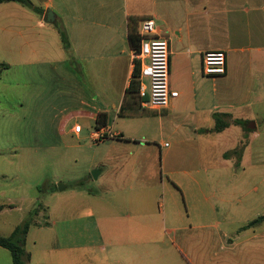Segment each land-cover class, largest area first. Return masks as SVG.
<instances>
[{"label":"crops","instance_id":"0c3cea01","mask_svg":"<svg viewBox=\"0 0 264 264\" xmlns=\"http://www.w3.org/2000/svg\"><path fill=\"white\" fill-rule=\"evenodd\" d=\"M29 1L39 11L15 2L0 4V65H6L0 73V217L20 214L10 226L14 230L39 203L40 180L22 182L19 175L36 173L41 139L78 137L82 129L73 130L79 119L92 128L98 113L107 114V127L100 132L108 135L110 112L115 118L129 105L125 101L134 69L129 34L138 32L141 20L151 19L156 34L168 40L169 86L178 93L167 109L148 110L158 115L161 134L175 143L171 150L164 144L161 176H190L204 201L214 199L225 207L226 229L220 233L209 232L203 224L191 230L173 227L163 235L174 234L179 240H169L167 249L155 246L154 230L136 229L131 223V213L142 218L149 213L143 208L150 203L145 195L154 190L148 183L138 186L140 197L131 191L127 197H107L115 192L104 187L94 207L85 204L81 210L98 223L124 219L119 240H114L117 245L108 240L130 255L131 261L122 264H134L133 249L157 248L164 262L140 264H264V222L245 228L264 213V0ZM48 13L52 22L46 21ZM60 31L69 41L68 53ZM210 51L225 53V75L202 74V55ZM131 105L141 108L138 96ZM218 123L226 126L217 131ZM147 166L131 165L129 178L137 172L149 181L157 174ZM192 173L206 175L202 184ZM46 188V194L55 196L52 187ZM5 227L0 226L2 237L7 236ZM136 238L148 242L136 243ZM99 243L80 249L103 250ZM63 249L59 252L64 261L60 258L57 264H71L72 250ZM6 251L0 247V264ZM48 251L55 253L54 248Z\"/></svg>","mask_w":264,"mask_h":264},{"label":"rangeland","instance_id":"374dc122","mask_svg":"<svg viewBox=\"0 0 264 264\" xmlns=\"http://www.w3.org/2000/svg\"><path fill=\"white\" fill-rule=\"evenodd\" d=\"M127 102L128 96L126 95L125 103ZM109 116L108 135L118 132L121 137L107 135L105 140L96 144L90 138V132H94V127L91 128L88 121L79 119L78 125L82 133L78 137L72 134L65 139H55V137L54 139L51 137L41 139V152L36 173L24 172L19 175L22 182L38 179L40 185H43L37 194L41 208L35 219L40 227L32 226L24 242V250L30 257L28 264H57L63 256L59 250L63 251L64 247L72 250L69 256L71 264H122L131 261L127 251L113 247L117 245L114 240H119L116 235H120L119 231L124 229L122 225L125 223L124 219H119L118 222L110 225L109 223H98L89 211L85 213L81 210L94 207L96 195L101 193L104 187L110 192H115L107 197L123 198L127 197V192L130 191L131 195L140 197L138 186L141 183L153 186L154 190L150 195H145V198L150 199V203L147 202L143 206L144 209L149 210L148 215L142 218L143 214L131 213V223L136 226V229L145 227L154 230L156 237H153L151 243L162 249H167L169 240L176 237L174 234L163 235L164 231L173 227L191 230L190 226L203 224L207 226L209 232L225 231L227 225V223L224 224L225 207L214 199L209 203L204 201L203 196L199 194L198 186L190 176L184 174L173 177L161 176L160 154L167 150L164 144H167L168 150H171L175 148V143L166 133L161 134L156 113L140 107L136 108L135 105H123L121 113L115 118L112 111ZM131 136L134 140L132 144ZM125 137L130 141L127 142ZM242 145L245 144L242 143L238 151L243 150ZM112 153L116 156H110ZM136 159L137 164L133 163ZM213 160L211 158L209 162ZM36 163L37 161H34V166ZM144 164L154 169L157 175L152 176L148 181L141 173L138 176L136 172V177L131 180V177L129 178L131 165L138 168ZM170 165L175 166L173 160ZM100 171L102 175H99ZM204 176L206 175L192 173V177L201 184ZM116 177H118L115 180L117 182H114ZM58 185L64 186V189L59 191ZM46 186L53 188L55 196L46 194L47 191H44L47 189ZM203 192L206 196L210 194L206 190ZM104 202L112 203L109 199H105ZM85 204H87L86 207H84ZM213 206L218 210L217 214L213 212ZM27 215H23L24 219L17 226L23 223ZM19 216L20 214L17 216L11 214L0 217V226H6L5 231H2L7 235L6 237L14 231L10 226L12 227L21 218ZM171 219L175 221L172 225ZM54 223L56 226L50 227V224ZM64 231H66L65 234ZM110 233L115 236L111 235L110 238ZM179 235L180 233L177 236ZM108 240H112L114 245H110ZM178 240L179 238L176 237V241ZM97 241H100L99 246L103 247V250L88 249L87 253H84L80 249V246L85 245L92 248L90 246L96 245ZM134 242L143 244L148 241L136 238ZM51 248H54L55 253L49 255L48 250ZM4 253L6 259H1V264H12L9 252ZM131 256L134 264L148 261L164 262L160 248L149 251L133 249Z\"/></svg>","mask_w":264,"mask_h":264},{"label":"built area","instance_id":"2783aa9c","mask_svg":"<svg viewBox=\"0 0 264 264\" xmlns=\"http://www.w3.org/2000/svg\"><path fill=\"white\" fill-rule=\"evenodd\" d=\"M138 46L132 51L133 66L138 63L137 96L142 109L162 111L178 97L169 86V44L167 38L156 34L153 20L144 19L137 32ZM201 71L207 77H219L226 73V57L223 51L205 52L201 58ZM76 125L73 132L79 133ZM105 132L94 131L92 140L97 144L106 139ZM115 137L114 135H108Z\"/></svg>","mask_w":264,"mask_h":264},{"label":"trees","instance_id":"16d2710c","mask_svg":"<svg viewBox=\"0 0 264 264\" xmlns=\"http://www.w3.org/2000/svg\"><path fill=\"white\" fill-rule=\"evenodd\" d=\"M8 2H15L22 6L28 7L33 9L34 11H39L37 8L33 7L32 3L29 0H0V4L8 3ZM61 43L65 52H69L70 45L67 39L66 34L63 31H60ZM129 45L132 51L138 46L139 38L135 34H129L128 37ZM6 68V65H0V73ZM138 72L139 66L138 63L135 64L133 69L132 79L127 90L128 102L131 105V102L134 103L137 98V89H138ZM218 123L216 125V130L220 131V128L225 127L226 125ZM222 126V127H221ZM107 127V114L106 113H98L94 120V129L95 131H100L103 128ZM78 185L80 184L77 183ZM41 188H39L40 192ZM2 206L0 205V211L2 210ZM41 205L39 203L35 204L33 208L29 211L26 219L23 221L22 224L17 226L12 234L8 237L0 236V247L6 249L11 256L12 264H28L29 263V255L24 250V242L26 236L29 232L31 226L35 224V219L38 217L39 210ZM264 222V215L256 218L252 222H250L245 228H249L255 226L258 223Z\"/></svg>","mask_w":264,"mask_h":264},{"label":"water","instance_id":"95a60500","mask_svg":"<svg viewBox=\"0 0 264 264\" xmlns=\"http://www.w3.org/2000/svg\"><path fill=\"white\" fill-rule=\"evenodd\" d=\"M52 20H53V17H52V15L50 14V13H48L47 14V16H46V21H48V22H52ZM95 174V171L93 172V175ZM64 189V186H62V185H58V190L59 191H62Z\"/></svg>","mask_w":264,"mask_h":264}]
</instances>
